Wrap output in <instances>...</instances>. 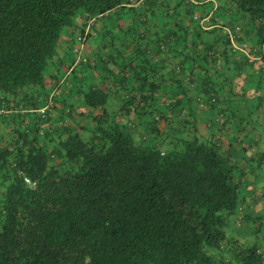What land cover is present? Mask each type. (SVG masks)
I'll use <instances>...</instances> for the list:
<instances>
[{"label":"trees","instance_id":"obj_1","mask_svg":"<svg viewBox=\"0 0 264 264\" xmlns=\"http://www.w3.org/2000/svg\"><path fill=\"white\" fill-rule=\"evenodd\" d=\"M121 1L128 3L0 0V264H264V211L241 209L244 150H223L200 135L176 100L163 103L174 119L159 109L160 59L145 56L140 69L125 65L119 74L104 68L111 85L76 84L93 110L87 137L68 103L57 119L36 112L48 99L44 78L61 29L78 13L103 14ZM225 2L238 17L236 39L251 38L264 64V0ZM199 27L190 41H164L171 53L183 46L182 61L199 60L212 106L216 55ZM125 70L136 86L126 85ZM121 90L120 109L147 114L152 140L109 118L108 95ZM255 157L258 169L264 151Z\"/></svg>","mask_w":264,"mask_h":264},{"label":"crops","instance_id":"obj_2","mask_svg":"<svg viewBox=\"0 0 264 264\" xmlns=\"http://www.w3.org/2000/svg\"><path fill=\"white\" fill-rule=\"evenodd\" d=\"M121 6L134 8L135 15L130 17L125 9H120ZM191 16H196L198 21ZM130 19L133 20L131 26ZM196 23L203 31L200 39L209 44L216 55L212 64L216 72L213 76L216 103L212 106L207 104L206 93L200 86L199 60L194 63L189 59L182 61L179 54L182 45H176L172 53L167 49V41L171 38L183 36L190 41ZM234 23H238L237 14L225 0H198L196 5L187 0H128V3L121 1L114 9L92 17L78 13L59 33L56 52L44 78L48 99L40 103L36 112L40 115L49 112L53 119H57L64 104L68 103L72 107V124L87 137L93 126L90 118L93 110L81 103L80 95L75 92L76 84L80 83L82 87L111 85L109 77L104 75V68L119 74L123 66L140 69L145 56H151L152 63L160 59L159 83L162 87L156 94L159 109L174 119L175 114L163 103L176 100L189 114L186 119H194L200 135L216 139L223 150L237 153L243 149L242 165L247 174L240 191L243 196L241 209L262 212L264 178L261 185L256 184L252 169H257V152L264 151V64L246 57V53L253 49L252 40L242 33L233 42L234 48L226 43V29ZM196 47L200 51L202 44L198 43ZM125 71L126 85L136 86ZM124 93L121 90L116 95H108L112 102V108L108 109L109 118L118 125L132 128L136 137L142 136L150 141L147 114L134 118L131 113L125 115L120 109V97ZM48 100L50 105L45 106ZM212 121L214 125H210ZM134 122L137 123L135 127ZM80 126L85 128L80 129ZM261 166L264 163L258 168Z\"/></svg>","mask_w":264,"mask_h":264},{"label":"built area","instance_id":"obj_3","mask_svg":"<svg viewBox=\"0 0 264 264\" xmlns=\"http://www.w3.org/2000/svg\"><path fill=\"white\" fill-rule=\"evenodd\" d=\"M187 2L190 3V4H193V5L198 4V0H187ZM191 17H192V19L197 20V17L196 16H191ZM200 21L201 20H199V22ZM238 31H239V28L236 25H230V27H228V29H226L227 39L229 41V44H231L233 48H234L233 42L236 41L235 39H236V37L238 35ZM246 57L249 60H255V59H258L259 58L258 55L254 54V49H252L250 52H247L246 53ZM153 60L156 61L157 58H154ZM197 100H198V98H197ZM208 101L210 103L215 102V96L213 94H209ZM48 105H50V102L49 101L45 104V106H48ZM4 112H5V109L1 107L0 108V114L1 113H4ZM63 123H64V121H63ZM58 124H60V122ZM22 180H23L24 183H26L30 187H33L34 186V182L31 181L30 179H28L27 177L23 176L22 177Z\"/></svg>","mask_w":264,"mask_h":264},{"label":"rangeland","instance_id":"obj_4","mask_svg":"<svg viewBox=\"0 0 264 264\" xmlns=\"http://www.w3.org/2000/svg\"><path fill=\"white\" fill-rule=\"evenodd\" d=\"M197 7V6H195ZM195 9V8H194ZM76 56V54H74V57ZM264 102V101H263ZM253 176L255 178V183L256 184H262V179L264 178V166H261L260 168L253 169ZM258 204V203H257Z\"/></svg>","mask_w":264,"mask_h":264}]
</instances>
